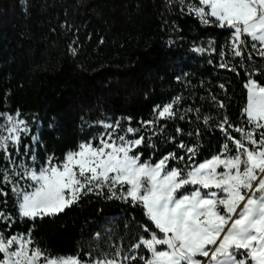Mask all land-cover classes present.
<instances>
[{"label": "trees", "instance_id": "trees-1", "mask_svg": "<svg viewBox=\"0 0 264 264\" xmlns=\"http://www.w3.org/2000/svg\"><path fill=\"white\" fill-rule=\"evenodd\" d=\"M229 38L228 30L202 26L168 0H0V112L19 110L21 118L33 121L32 133L38 132L42 142L34 147L43 161L53 153L63 159L81 140L103 131L97 121L131 117V126L139 127L140 121L153 119L156 105L181 96L180 114L199 109L200 119L189 112L184 120L160 121L166 128L156 138L157 150L153 155L144 148L142 159L151 155L155 162L173 151L183 155L177 147L183 141L199 145L197 160L202 161L221 150L224 135L217 125L225 114L234 125L243 122L249 65L241 67L229 54L225 59L237 72L219 67V52L227 51ZM70 45L77 49L75 56ZM194 47L209 51L200 54ZM257 78L264 83V76ZM213 96L226 108L220 109ZM204 116L211 117L207 125ZM171 136L175 143L167 141ZM23 144L32 142L23 138L21 152ZM0 167H8L2 152ZM0 187L9 193L0 196V210L16 218L10 228L0 222V230L14 235L32 229L36 243L52 254L86 252L94 234L109 228L114 241L119 244L123 237L127 247L138 226L150 224L142 209L91 194L55 217L21 221L10 187Z\"/></svg>", "mask_w": 264, "mask_h": 264}, {"label": "snow or ice", "instance_id": "snow-or-ice-1", "mask_svg": "<svg viewBox=\"0 0 264 264\" xmlns=\"http://www.w3.org/2000/svg\"><path fill=\"white\" fill-rule=\"evenodd\" d=\"M174 2L202 26L229 31L227 51L219 52L220 68L237 72L225 59L229 54L240 59L241 67L248 62L243 122L234 125L225 114L217 125L224 135L221 150L202 161L197 160L199 145L183 141L177 144L183 155L173 151L155 162L151 155L142 159L144 148L153 155L157 150L156 138L166 128L160 121L184 120L189 112L200 119L199 109L180 114L177 106L183 98L177 96L156 105L153 119L140 121L139 127L131 126V117L97 121L103 131L81 140L63 159L53 153L40 161L34 147L42 144L38 134L21 152L31 129L19 110L14 115L0 112V152L8 164L0 167V184L10 187L21 221L55 217L91 194L140 208L150 222L138 226L127 247L123 237L119 244L114 241L109 228L94 234L88 251L75 254L42 249L32 229L14 235L0 230V264H264V83L257 78L264 76V0H168L169 5ZM209 49L217 51L211 40ZM209 49L192 50L203 54ZM69 51L77 54L71 45ZM210 119L204 116V124ZM182 131L176 128L178 134ZM167 141L175 143L176 137ZM12 150L27 161L22 158L18 164ZM8 195L0 187V196ZM15 219L0 210V222L9 228Z\"/></svg>", "mask_w": 264, "mask_h": 264}, {"label": "rangeland", "instance_id": "rangeland-1", "mask_svg": "<svg viewBox=\"0 0 264 264\" xmlns=\"http://www.w3.org/2000/svg\"><path fill=\"white\" fill-rule=\"evenodd\" d=\"M107 121H110V122H111V121H113V119L110 118V119L107 120ZM28 124H29V127H30V129H31V133H30L29 136L24 137V139H26L27 141H28V139H29V140L31 141V136H32V135H37V133H35V134L32 133L33 121H32V122H28ZM37 125H38V126H37V127H38L37 130H38L39 128H41V124L38 123ZM31 142H32V141H31ZM22 158H23V157H20L19 160H21ZM23 159H24L25 161H27V158H26V157H24Z\"/></svg>", "mask_w": 264, "mask_h": 264}, {"label": "built area", "instance_id": "built-area-1", "mask_svg": "<svg viewBox=\"0 0 264 264\" xmlns=\"http://www.w3.org/2000/svg\"><path fill=\"white\" fill-rule=\"evenodd\" d=\"M38 130H39V129H38ZM37 134H38V132H37ZM12 151H13V156H14V158L16 159L17 163L19 164L21 160L17 159V157L15 156V151H14V150H12ZM23 158H24V157H23Z\"/></svg>", "mask_w": 264, "mask_h": 264}]
</instances>
